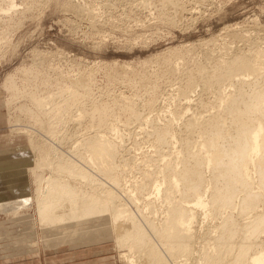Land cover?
Segmentation results:
<instances>
[{
  "label": "rangeland",
  "instance_id": "374dc122",
  "mask_svg": "<svg viewBox=\"0 0 264 264\" xmlns=\"http://www.w3.org/2000/svg\"><path fill=\"white\" fill-rule=\"evenodd\" d=\"M31 4L29 11L22 10L29 16L0 25V113L6 119L3 131L6 130L9 138L14 140L1 147L2 160L7 159L3 154L7 148H30V139L43 149L55 147L52 153L57 156L51 155L55 161L65 157L73 160L70 158L73 151L83 153L82 145L86 141L105 134L118 145L117 153L109 156L108 164L111 162L114 169L119 168L124 183L135 184L142 180L146 169L155 171L163 164L171 162L176 165L179 162L175 156L180 154L181 143H176L175 150L164 148L166 152L158 153V148L153 145L157 132L173 127L187 135L189 119L205 122L206 118L223 109L225 93L236 90L228 83L216 89L206 82L208 76H203L202 70L208 67L213 70L218 63L237 53L249 54L256 49L264 53V0H33ZM192 77L198 78L192 80ZM255 77L247 76L254 82L255 90L263 89V81ZM67 86L72 87L71 92H78V96L71 95ZM31 93L43 100L45 106H37ZM71 100L75 103L66 106ZM51 109L53 112L49 114ZM48 129H54V132L47 133ZM200 139L195 137L193 150L203 149ZM50 142L54 144L49 145ZM56 151H64V155L59 153L58 158ZM165 155L168 156L165 158ZM181 155L179 157L183 159ZM12 162L19 166L17 160L12 159ZM24 163L20 167L33 166V161ZM96 167L98 171L99 166ZM23 169L17 171L19 177L16 178L21 181L27 175ZM208 172L207 169V175ZM157 174L161 176L160 172ZM28 176H32L31 168ZM105 181L108 178L102 180V186ZM30 185L35 194L36 185L32 179ZM254 189H259L257 182ZM138 197L139 207H142L154 195L139 194ZM237 201L236 204L240 200ZM238 207L223 211L225 213L217 218H226L233 211L238 223L258 221L253 212L245 214ZM263 209L260 206L258 212H264ZM154 211L161 209L157 207ZM24 214L38 217L33 209H24ZM202 218H197L194 223L200 234L206 231L211 237L222 233L223 218V221L217 218L203 221ZM16 225L5 214H0V262L23 248H16L17 245L31 247L35 244L32 249L39 247L44 254L52 253L51 249H42L43 243L40 245L28 237L19 236L21 228ZM240 228L239 237L233 238L238 246L235 253L244 242H252L253 249L264 248V232H255L244 226ZM32 229L35 231V224ZM109 233L90 244L78 242L74 248L64 245L59 251L64 253L70 248L75 249L82 257L81 264H129L124 257L129 253L128 248H120L112 230ZM200 240L197 241L198 249L206 244ZM208 243L210 247L206 245L201 251L213 253L217 247L213 241ZM235 253L231 256L233 259ZM137 255L136 263L146 264ZM224 264H231L230 260Z\"/></svg>",
  "mask_w": 264,
  "mask_h": 264
},
{
  "label": "bare ground",
  "instance_id": "6f19581e",
  "mask_svg": "<svg viewBox=\"0 0 264 264\" xmlns=\"http://www.w3.org/2000/svg\"><path fill=\"white\" fill-rule=\"evenodd\" d=\"M32 1L0 0V25L29 16L30 14L22 10H30ZM23 69L29 71L28 68ZM202 72L203 76H208L206 82L216 89L217 86L223 84L225 86L228 83L235 86L236 90L225 93L222 99L225 101L222 102L225 106H222L223 109L216 112V115L206 118L207 121L200 123L194 118L195 120L189 119L187 123L185 122L188 128L187 135L184 136L185 133L182 135L180 129L177 132L173 127L166 126V129L157 132V139L152 142L158 148V153L163 152L164 148L175 150L176 143H181L178 154L183 153L181 155L183 159L176 155L175 160L177 156V161L179 159L176 165L169 162L155 171L144 169L142 180L128 185V182L124 183L125 178L122 179L123 174L119 173V168L114 169L111 162L108 164L109 156L117 153L118 145L111 138L110 140L106 138L105 134L99 137L93 136V139L83 145L80 143L85 151L77 154L73 151V156H71L73 152L69 154L73 160H67L66 155L65 158H60L59 153L64 155L62 153L64 151H56L60 159L55 161L52 159L54 157L51 158V155L55 154L52 153L55 147L48 146V149H43L30 139V148H7L3 151L4 158L17 160L19 169L24 168L22 171L27 175L22 181L16 178L19 177L17 175L15 179L6 181L7 183L2 181L0 175V214H5L21 228L18 230L21 232L19 236L28 237L40 245L43 243L42 246L47 249L58 250L64 245L75 246L79 244L78 242L89 244L107 236L112 230L119 247L128 248L129 253L124 254V257L129 264L136 263L135 258L139 259L135 254L144 259L146 264H188L189 262L190 264H224L229 260L231 264H264L263 247L253 249L252 242H244L235 253L238 246L233 241L236 235L239 237L241 226L253 228L255 232H264V212H258L260 206L264 207V88L255 90L254 82L247 78L249 75H256L257 80H262L264 83L263 50L256 49L249 54L237 53L229 60L218 63L213 70L208 67ZM71 88L67 86V91L70 90V94L77 97L79 93L71 92ZM24 92L25 90L19 94ZM31 96L37 106L41 108L45 106L44 101L37 98L36 94L31 93ZM73 103H75L73 100L67 101L66 106H71ZM51 112L53 109L49 114ZM46 132L53 133L54 129H48ZM196 136L202 140V150H193ZM51 144L50 142L49 145ZM58 147L60 149L59 144ZM168 155H165V158ZM79 158L82 161H79ZM26 160L33 161V166L20 167ZM180 164H182L181 168H179ZM30 168L32 176H28ZM162 169L164 170L161 171ZM207 169L209 175L206 173ZM158 172L161 176L157 174ZM95 175L98 177L96 178ZM104 177L108 178V184H105L107 183L105 181L102 186V180H106ZM94 178L101 182H96ZM31 179L36 185L35 194L30 185ZM73 180L76 181L73 182L74 184L71 182ZM256 182L259 184L258 190L254 189ZM81 183L84 184L80 186ZM139 194H153L154 197L148 198V202L139 207ZM237 205L242 213L253 212V216L257 217L258 221L238 223L233 211L228 212L227 217L224 214L226 218H217L223 211L234 210ZM157 207L162 213L154 211ZM24 209L37 211L38 217L24 214ZM201 216L203 221L223 218L224 221L221 219L224 224L223 229L218 225L219 229L223 230L222 233L211 237L206 231L205 233L201 231L200 234L198 229H195L194 223ZM34 224L35 231L32 229ZM199 239L203 240V244L206 243L204 246H209L208 242L213 241L217 249L213 253L207 252L208 250L202 252L201 249L204 248L202 243L201 249H198L199 245L197 246ZM214 245L212 244V247ZM18 246L26 245L15 247ZM26 250H28L27 246L13 252L11 256L22 257L24 256L22 253ZM196 252L201 253L198 255ZM234 253L235 259L231 257Z\"/></svg>",
  "mask_w": 264,
  "mask_h": 264
},
{
  "label": "crops",
  "instance_id": "0c3cea01",
  "mask_svg": "<svg viewBox=\"0 0 264 264\" xmlns=\"http://www.w3.org/2000/svg\"><path fill=\"white\" fill-rule=\"evenodd\" d=\"M5 120H6L5 116L0 113V147L6 143L9 144L11 142H14V140L12 138H9V136L5 133L6 131H3ZM18 169H19V166L17 167L16 164L14 165V163L12 162V159L2 160L0 156V175H1L2 181L6 182V181H9L10 179H15V177L18 175L17 174ZM26 246H22V247L24 248ZM34 246L35 244L32 245L31 247H34ZM75 246H71V247L74 248ZM27 247H28V250L22 253L24 256L22 257L7 256L5 258V261L0 262V264H81L82 263L81 261L82 257L77 255L78 252H76V250L73 248L72 249L70 248L68 250L70 254H66L68 252H64L65 254L60 253L59 249L58 250L51 249L52 253L48 255L47 253L44 254L42 252L43 250H41V248L39 247L35 249L34 248L32 249L30 246H27ZM42 249L46 250L44 247Z\"/></svg>",
  "mask_w": 264,
  "mask_h": 264
}]
</instances>
